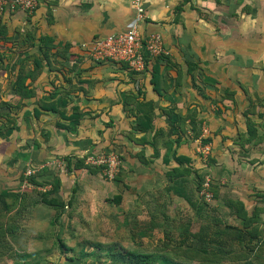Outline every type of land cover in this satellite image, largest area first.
Masks as SVG:
<instances>
[{
  "label": "crops",
  "instance_id": "crops-1",
  "mask_svg": "<svg viewBox=\"0 0 264 264\" xmlns=\"http://www.w3.org/2000/svg\"><path fill=\"white\" fill-rule=\"evenodd\" d=\"M144 6L140 32H159L166 49V57L158 61L156 83L152 80L153 58L142 72L134 74L123 64L94 62L80 49L94 36L128 28L133 21L129 0H38L29 12L16 8L0 13L7 35L30 34L31 48L27 50V43L19 47L16 57L24 50L19 59L31 53L42 57L37 46L40 36L51 37L52 50H66L69 56L65 64L54 62L52 69L42 60L41 70L26 82L34 95L22 99L23 105L13 110L17 123L9 135L0 138V181H5L0 189L18 188L28 194L20 218L27 228L20 223V232L42 223L50 230L56 209L47 199L65 204L69 224L65 221L56 228L63 245L51 236L47 246L62 247L59 252L65 258L60 264H91V238L74 239L75 229L80 228L77 225H85L74 195L79 183L74 174L84 172V167L74 166L75 160L86 163L92 152H117L121 158L118 171L106 182L105 190H109L106 198L111 202L120 195L116 204L123 212V223L129 216L145 213L160 218V210L166 212L175 191L169 187L192 181V173L170 179V169L178 164L173 155L167 163L162 159L169 154L167 139L175 137L165 111L170 105L175 106L172 119L196 108L198 119L206 121L211 131L214 164L210 166L221 213L235 217V204L241 203L248 216L257 214L256 224L264 233V0H144ZM15 66H0V76L5 77V81L0 77V87L5 89L6 84L9 93L18 64ZM225 90L233 94L227 95ZM4 93L6 97L7 91ZM13 96L16 101L18 96ZM50 101L56 104V111H42L35 117L34 108ZM144 114L149 115L151 128L140 127L138 119ZM12 133H18L23 149L3 150L5 143L15 141L9 138ZM190 142L183 136L174 148L176 154L191 157V166L196 167L195 146ZM42 155L44 159L39 158ZM53 157L65 164L55 170L59 178L56 191L44 197L41 193L49 191L51 183L34 185L20 175L31 169L32 173L43 171V180H51L54 172L48 170L55 169V164L47 170L45 165ZM12 169L19 172L17 180L12 178L17 176L11 174ZM91 179L94 182L92 174ZM30 187H36L38 193L30 192ZM117 188L119 192L110 195ZM66 230L70 237L64 234Z\"/></svg>",
  "mask_w": 264,
  "mask_h": 264
},
{
  "label": "rangeland",
  "instance_id": "rangeland-1",
  "mask_svg": "<svg viewBox=\"0 0 264 264\" xmlns=\"http://www.w3.org/2000/svg\"><path fill=\"white\" fill-rule=\"evenodd\" d=\"M8 36H10L8 38H14V33ZM0 39H2V36ZM5 41L6 40L4 39L0 41V49H2V52L6 48L8 49V43ZM13 41H15V39ZM14 44H12V46ZM11 48L4 51L6 53L3 54L6 55L0 58L1 65L8 66L16 58V53L19 51H17V49H13V47ZM11 54L14 55L11 56ZM0 77H2V81H5L4 76L1 75ZM6 86L7 85L5 84L4 91L7 90ZM7 93H9V90H7ZM196 113L198 114L197 109ZM204 122H198V127L203 124L206 125ZM14 131L18 132L19 130ZM10 132L11 130L9 133ZM192 132V129H187L186 134L188 136H184V140L187 143L192 141L196 151V146L199 144L195 140L198 136L193 137ZM15 135L13 134L9 137L15 138V141H11L12 143H5L2 147L3 150L7 148H10L13 151L20 148L23 149V142L18 143V133ZM108 153H105L104 151L98 152L99 155H115L118 162L121 159L117 152L113 151ZM91 154L94 155L97 153L92 152ZM213 156L214 154L210 152L205 161L200 160L197 156L195 169L203 173V180L205 177H209V183H213L212 186L215 189L216 179L214 176V169L210 166V164H214ZM44 157L45 156L42 155L39 158L44 159ZM49 162V164L45 165V170H47L49 166V169L53 168L52 166L55 164V169L48 170L49 172H54V175L56 174L55 170H59L58 165L65 164L63 162L59 163L57 161V157H53V161ZM193 168L194 167L191 168L192 171ZM83 171L84 172L74 174L75 180H79L76 181L79 183H76L74 187V195L76 196L75 198H78L79 200V204L76 209L80 212V219L85 221V225H77L80 228L79 230L75 229L76 232L74 233V239L81 240V238H91V243L99 242L101 244L122 243L123 246L138 249L145 253L165 252L168 256L179 261L202 262L205 264H236L243 260L239 257L242 249L236 244V241L233 240L231 236L228 237L229 241L228 243H225L224 246L219 244L217 241V228L219 229L222 221L227 224L237 225L239 224V220L233 215L225 216L221 213L223 206L217 204V197H215V194L211 193L212 196L210 199L206 200L204 196L201 195L200 190L195 192L192 184L193 179L194 181L196 179L194 175L191 179L192 181L186 179L183 183L182 181L176 182V187L173 185L175 188L178 187L179 191H173V195L171 194L172 199L169 201V208L165 209L166 212H163L165 214L164 216L161 212H159L161 214L160 218L147 216L145 213L141 214V216H129L126 220H124L126 223H123L124 215L122 214L123 212L120 211L118 204H115L106 198L109 190H105V184L112 179L106 178L103 174V167L88 163V166L85 167ZM5 172L6 174L8 173L6 169L4 170V173ZM10 172L11 174L13 172L17 175H13V180L19 177V172L17 170L14 171V169H12ZM32 174H37V172ZM91 174L94 175V182L91 181ZM38 178L43 180L42 177L38 176ZM203 180L202 182H204ZM3 182L5 181H0L2 184ZM210 186L211 185H209V187ZM28 189H30V192L38 193L36 187H30ZM119 190V188L112 191L110 190L111 192L109 193L110 195L114 192L118 193ZM158 196L160 197V195ZM159 204L161 205L160 201ZM65 221H68L69 224V215L66 211H63L62 217L56 221L57 225H51L52 228L50 230H48L49 228L47 223H42L43 226H31L29 231L24 230L20 232L22 230L21 226V230L15 234L17 237L13 238L10 237L11 234H8L9 236L6 246L12 248V253H15L12 255L15 259L20 258L19 260H24L30 256L31 260L38 262L37 264H60L65 258V255L61 256V253L59 252V249H62V247L55 244L54 248L49 249L47 246L51 243V230H56V228H58V224L60 225V223H62L63 226ZM153 221L156 223L153 225L150 224ZM20 223L27 228L26 221L24 222V220H21ZM64 234L70 237L69 231L66 230ZM64 240L69 242L68 238H64ZM1 244L2 241L0 240V246ZM99 251L103 256H100V258L103 259L102 261H98V263L107 264L109 261L104 258L105 250L101 249ZM9 253L10 252L6 253L0 250V264H10L12 262L13 258L10 255L7 256ZM258 253L260 257H258V260L255 259V256L252 258L254 264H264V249H260Z\"/></svg>",
  "mask_w": 264,
  "mask_h": 264
},
{
  "label": "trees",
  "instance_id": "trees-1",
  "mask_svg": "<svg viewBox=\"0 0 264 264\" xmlns=\"http://www.w3.org/2000/svg\"><path fill=\"white\" fill-rule=\"evenodd\" d=\"M0 35L2 36V40L3 39L6 40L5 42L9 44L8 49L6 48L3 50V52H0V58L4 57L6 55L3 54L4 51L9 50L11 47H13V49L18 50V48L21 47L24 43H27V47H26L27 50L31 48L32 40L29 33H22L21 31H18L16 34H14V38H8L10 36L7 35V31L5 30V27L2 24H0ZM14 39L15 41H13ZM39 41L40 42L37 43V46L39 51L41 52L42 57L39 56L38 54L36 55L35 53H31L30 55L27 56L23 55V57L22 58L20 57L19 59V56L23 54L22 53L24 51L23 50L20 51L21 54L20 55L18 54V56L8 65V67H11V69H13L16 67L15 64H18V68L16 74H14V81L12 82L13 84H12L11 93H7L6 97H4L5 96L4 95L5 93L3 92L4 89L0 87V138H4L7 135H9V131L12 130L17 123V118L15 116V112L13 113V110L16 109L15 111H17V109L23 105V102L21 101L22 99L32 97L34 95L33 88H30L28 84H26V82L32 81L35 78V76L43 67L42 65L43 61H47L49 63V67L52 69L54 62H58V64L62 65L65 64L67 60H69V56L66 53V50L63 51L52 50L54 44H52L51 37L40 36ZM12 44L14 45L12 46ZM145 57H147L146 58V64H147L149 63L150 59L146 55ZM165 57L166 55L164 54L156 56L155 58H153L154 62L153 61L151 62L153 83H156L155 82L156 78H159L158 61L161 59L163 60ZM123 65L127 67L125 64ZM130 72L134 74L139 73L133 70H130ZM54 93L55 90H52L50 94L52 95ZM225 93L227 95L233 94V92L230 90H225ZM14 94L18 96V99H16V101L14 100V96H13ZM212 101L217 102V98H213ZM174 107H175L174 105L173 106L170 105L165 109L167 114L171 117V122L173 125L172 133L175 135V137L173 139H167L166 144L168 146L169 154H166L162 159L164 163H167L170 160V157L173 155L172 157L177 162L178 166L170 169L168 176L170 177V179H172L173 177L177 178V175L179 174L187 175L189 173H192V177L194 175V177L196 178L195 181L193 179L192 184L195 192H197L202 188L203 173L195 169L193 165L191 166L192 164L191 157L186 155L176 154L174 144L175 145L179 144L182 141L183 136L186 135L187 129L193 130L192 132L193 137H197V136L199 137V135L201 134V126L198 127L197 124L200 121L196 113V108L189 109L187 114L182 117H178V118L175 117L172 119ZM55 108H56V104L54 102L50 101L48 102V104L42 102L39 104L38 108H34V116L37 117L39 113L42 111H56ZM60 114L62 118H67L62 112H60ZM74 118L77 117L73 116L72 119L74 120ZM138 121L140 127L143 129H148L152 127L151 119L149 115L144 114L143 116H140ZM250 127H252V124L249 123V127L247 129L250 130ZM202 141L211 143L210 130H209V134L202 138ZM195 154L200 158V160L203 161L201 154H199L196 151ZM66 160L69 161L68 158H66ZM183 163L190 165V168L181 167ZM73 165L76 167H84V168L88 166V164L84 163L83 159L75 160L73 162ZM192 167H194L193 171L191 170ZM42 175H44L43 171H39L37 172V174H30V175H25V174L22 175L21 173L20 178L21 179L24 178L34 185H43V183H47V182L51 183L50 184L51 189L47 192L41 193L44 197H46V195L50 194L53 191H56L59 184V178L57 174H55L51 180L46 181L38 178V176L42 177ZM210 185L211 186L209 187V189L212 191L213 194H215V197H217L216 190L212 186L213 183H211ZM175 187L171 185L169 188L172 189L174 188L175 191H179L178 187L177 188ZM26 194L27 193L25 191H21L18 188L0 189V240L2 241L0 250L6 253L10 252L7 256L10 255L12 258L15 253H12L13 250L11 247L6 246L7 244L6 242L10 234H11L10 237L15 238L16 237L15 234L18 231H20L21 211L24 207L23 201ZM111 199L116 204L120 201V195L119 194L115 195ZM47 203L49 205L53 203L54 205L52 206L56 209L55 216L52 218V223H53L52 225H55L54 223L60 218L59 216H61L65 204L63 201L56 200V198L54 199L48 198ZM226 205H228V207L232 206L229 202ZM160 212L163 216L165 215L163 213L164 212L163 210H160ZM234 213L236 215L235 218L239 220V224L237 225L227 224L226 222L222 221L221 222L222 224L221 226H219V229L217 228L218 230L217 241L219 244L224 246V244L228 243L229 241L228 237L231 236V238L236 241V244L242 249L241 254H239V257L240 259L243 260L240 263H236V264H254L252 258L255 256V259L258 260L260 258L258 251L260 249H264V233L262 229L260 230L258 224H256V221L258 220L257 214L252 213V215L248 216L246 210L243 208L241 203L235 204ZM154 223L156 222L153 221L150 224L153 225ZM50 236H52L55 241L57 242L59 241V244H61V246L63 245L61 240L59 239L60 237L56 230L50 232ZM91 247H92L90 254L91 264H99L98 261H102L103 258H100L102 254L99 251L101 249L105 250L104 258H106V260L109 261L107 262V264H205L202 262L179 261L168 256L167 253L165 252L145 253L138 249L123 246L122 244L119 243L101 244L99 242H92ZM87 253H88L87 251L83 252V254H87ZM19 259L20 258L18 259L13 258L10 264L38 263L34 260H31L30 256L29 258H25L24 260H19Z\"/></svg>",
  "mask_w": 264,
  "mask_h": 264
},
{
  "label": "built area",
  "instance_id": "built-area-1",
  "mask_svg": "<svg viewBox=\"0 0 264 264\" xmlns=\"http://www.w3.org/2000/svg\"><path fill=\"white\" fill-rule=\"evenodd\" d=\"M38 0H0V13L5 10L20 9L31 11L37 5ZM133 9V21L128 28L122 31H115L105 35L94 36L88 42L80 45L83 52L94 62H114L125 64L128 69L141 72L146 66V56L154 58L166 54L162 35L159 32L141 33L139 24L145 19L144 0H129ZM209 134L208 127L201 126V134L196 138L199 145L196 151L201 154L203 161L211 150L210 142H203L202 138ZM109 154V153H108ZM86 163H92L103 167V174L107 179L115 177L118 171L119 162L115 155L89 154L86 156ZM34 170L27 169L25 175L32 174ZM202 182L200 193L206 200L212 196L209 189L210 178L205 177Z\"/></svg>",
  "mask_w": 264,
  "mask_h": 264
}]
</instances>
